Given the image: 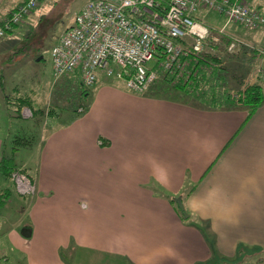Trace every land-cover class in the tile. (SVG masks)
Wrapping results in <instances>:
<instances>
[{
	"label": "crops",
	"instance_id": "obj_1",
	"mask_svg": "<svg viewBox=\"0 0 264 264\" xmlns=\"http://www.w3.org/2000/svg\"><path fill=\"white\" fill-rule=\"evenodd\" d=\"M21 1L0 0V19ZM20 27L10 34L21 35ZM255 31L244 36L264 49V26ZM245 56L209 59L222 65L231 93L256 79L249 68L258 54ZM75 82L52 78L42 106L31 89H13L33 107L57 108L46 133L13 154L35 187L22 204L27 217L6 233L25 264H264V99L248 115L174 99L154 83L135 94L100 73L82 100L85 111L74 115L60 104ZM3 116L7 135L23 124ZM161 194L179 198L188 218Z\"/></svg>",
	"mask_w": 264,
	"mask_h": 264
},
{
	"label": "built area",
	"instance_id": "obj_2",
	"mask_svg": "<svg viewBox=\"0 0 264 264\" xmlns=\"http://www.w3.org/2000/svg\"><path fill=\"white\" fill-rule=\"evenodd\" d=\"M253 1L88 0L49 49L53 80L76 72L81 86L90 88L103 73L121 80L126 90L143 94L157 78L149 65L154 53L164 55L161 69L168 70L186 55L187 45L193 53L214 51L221 56L250 50L264 61L263 49L230 31L231 27L255 30L264 26V13ZM37 3L24 0L4 18L0 38L11 23L20 21ZM208 14L222 18V23L217 26L206 21ZM10 179L18 194L34 192L33 183L19 171H12Z\"/></svg>",
	"mask_w": 264,
	"mask_h": 264
},
{
	"label": "rangeland",
	"instance_id": "obj_3",
	"mask_svg": "<svg viewBox=\"0 0 264 264\" xmlns=\"http://www.w3.org/2000/svg\"><path fill=\"white\" fill-rule=\"evenodd\" d=\"M87 1L88 0H42L37 4L35 9H33L30 14H28L26 19L21 22L20 28L22 29L21 31H23L21 35L17 34V32L15 34H5L0 38V114L2 116L4 115V112L7 111L8 107L10 111H12L15 107L12 103L15 101L17 96L15 91H13L16 86H19L20 89H31L34 92L35 102L39 105L44 103V95L53 93L54 86H51L53 76L49 62V49L63 31L62 28L72 22L74 13ZM257 1L261 3V9L264 12V0ZM212 19L214 21V17L212 15L208 14L205 16L206 21H212ZM215 21L217 22V26H219V24L222 23V18L219 17V19H215ZM238 30L239 31L236 29L234 32L235 35L240 37L249 45H254V43L248 40V38H246L244 35L246 34L247 36L251 37L256 35L257 31H247L245 28H240ZM254 46L259 47L258 45ZM242 51L243 50H241V52ZM244 51L245 52L243 54L246 55V58L254 54L251 53L250 50L248 52L246 50ZM241 52L239 51L238 53ZM214 53L216 52L213 51L212 54ZM238 53H228L225 55L233 54L231 57H236ZM263 68L264 61L262 56H257V63L251 64L249 68L251 73L253 72V78H256L254 81L261 83L262 94H264ZM106 77L110 78L109 76L105 75V78ZM159 82H161V80L156 78L152 88L155 86V84L158 87ZM75 84L73 86L74 89L69 88L68 100L61 102V108L63 107L66 108V110H70L69 104L71 101H73L72 98L74 96L73 94L75 91ZM235 89L232 88V90ZM86 97H88V95ZM46 105L47 106H43L44 114L42 118H40L41 124L37 126V128L41 131L39 132L40 134L46 133L45 128L49 126V122L47 121V116L49 115L45 113V110L49 109L51 113L54 112V110H57L56 106H52L50 104ZM12 113L13 112H11V114ZM26 113L27 116H25ZM17 114L21 121L29 122L32 118V109L26 105H22L18 108ZM6 115L8 116L7 112ZM2 121L4 122V120ZM3 130H5V125L0 128V134L3 137L6 135L3 141L9 147V144H11L9 139L13 134L7 135L6 133H3ZM20 155L21 153L19 156ZM22 156H25V154ZM14 171H19L20 173L26 175V173L21 171L19 168ZM8 179L9 182L7 179L0 176V194H5L6 191L9 192L10 190L8 189L11 188V192H9L7 199L5 198V203L0 205V264H25L23 255L17 251L15 246L7 241L6 233L10 225L14 224L16 228H19L21 226L19 225L21 221L20 218L24 217L25 219L27 217V215L25 216V214H23L22 204L27 202V200L30 199V197L34 194L35 187L32 194L20 195L16 192L10 179V175L8 176ZM28 179L33 183L30 177H28ZM81 205L83 206V204ZM66 260L68 261V264L80 263L79 258L76 260L66 258Z\"/></svg>",
	"mask_w": 264,
	"mask_h": 264
},
{
	"label": "trees",
	"instance_id": "obj_4",
	"mask_svg": "<svg viewBox=\"0 0 264 264\" xmlns=\"http://www.w3.org/2000/svg\"><path fill=\"white\" fill-rule=\"evenodd\" d=\"M40 1L42 0H38V3ZM23 2L24 0H22L4 17H2L0 19V25L2 23V20L4 18H8L11 13ZM256 6L262 11L260 5ZM28 14L22 17L20 21L11 23L9 27L4 30L3 36L5 34H10L15 27L21 24V22L28 16ZM71 24L66 26V28ZM240 28L241 27H231L230 31L235 32L236 29ZM185 51L186 55H181L177 59V62L173 64L168 70L161 69V63L164 60V55L160 51L154 53V57L149 62V64L151 68L156 71L157 78L161 80V82H159L157 91L167 94L174 99L176 98L186 102L190 101L194 104L200 103L201 105L210 108L243 107L248 110V115L251 114L262 103L264 95L261 91L260 82H247L243 84L237 91H235V93H231L225 87L224 81L222 80L223 76L218 73V70L220 69L219 66L222 65H212L209 62V59H214L216 62L220 63L224 58L231 57L233 54L221 56L212 53L209 55L207 53H193L189 47H185ZM246 51L248 52V50ZM244 52L245 51L243 50L241 53ZM68 75H72L76 81L75 91L72 98L73 101H71L69 104L70 110H66V108L63 107L62 110L73 113L74 115H80L86 109V104L82 102V100H86V93L89 88H84L81 86L78 73L73 72ZM12 104L15 107L12 111H10L9 107L7 108L6 112L8 114V117L12 119H19L17 114L18 108L22 105H26L32 109V118L29 122L22 121L23 124L18 125L16 127V130L10 133L13 135L9 139V142L11 143L9 144V147L7 146V144H5V142H2L1 144L0 175L3 178H8L10 173L18 168V166L14 162V152L19 148L30 146L36 139L39 138V135H41L39 133L40 130L37 128V126L41 124L40 118H42L44 114V107H33L29 103L27 97L16 96V99ZM11 112L13 113L11 114ZM45 113H47V115L52 114L49 109L45 110ZM102 143L103 142L101 141V144ZM152 189L154 193H157L156 191L160 190L159 186L157 185L152 186ZM189 192L190 191H188L187 193ZM161 195L168 198L169 202L174 205L175 210L184 220L188 218L187 213L185 212L179 198L174 199L172 197L169 198V196L166 194ZM5 198V194H0V205L2 204V201L5 200ZM240 247L241 246H239V248ZM239 248L237 249L238 252L239 250H241ZM227 261L229 262V264H237V262L233 259L231 261ZM227 261L225 262L224 260L225 264L227 263ZM220 262L221 261H218V263Z\"/></svg>",
	"mask_w": 264,
	"mask_h": 264
},
{
	"label": "water",
	"instance_id": "obj_5",
	"mask_svg": "<svg viewBox=\"0 0 264 264\" xmlns=\"http://www.w3.org/2000/svg\"><path fill=\"white\" fill-rule=\"evenodd\" d=\"M179 205H180V204H179ZM20 235H21L22 237L27 238V237L30 235L29 229H27V228H23V229H21V230H20Z\"/></svg>",
	"mask_w": 264,
	"mask_h": 264
}]
</instances>
